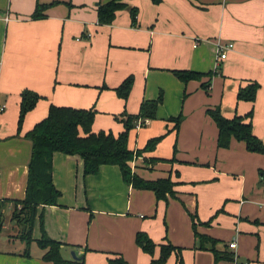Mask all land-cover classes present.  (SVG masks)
I'll return each instance as SVG.
<instances>
[{
  "label": "crops",
  "instance_id": "crops-1",
  "mask_svg": "<svg viewBox=\"0 0 264 264\" xmlns=\"http://www.w3.org/2000/svg\"><path fill=\"white\" fill-rule=\"evenodd\" d=\"M107 1L0 0V201L8 200L2 204L0 230L5 215L16 230L0 246V264H51L35 241L41 236V211L46 234L61 242V254L70 261L107 264L121 256L127 264H152L159 245L171 243L179 249L162 264H229L215 257L209 242L198 247L191 220L195 213L209 221L196 224V231L216 239L218 252L226 248L238 264H264V154L249 152L234 139L228 148H218L217 126L206 113L219 106L231 118L252 110V131L264 144V0H125L138 10L135 26L128 9L99 25L96 8ZM52 2L45 17L31 18L37 3ZM217 40L233 43L225 59L216 58ZM170 69L215 73L204 89L207 76L185 83ZM129 75L134 82L124 100L114 88ZM250 82L259 84L255 100H238V89ZM24 88L42 98L17 133ZM159 93L156 118L135 126L128 146L141 148L163 134L144 155L169 159L176 143L177 161L151 167L141 156L131 166L145 179L171 173L176 196L157 200L151 190L127 185L117 165L84 176L78 155L55 152L51 174L60 196L55 205L38 206L33 240L24 254L20 227L11 216L14 202L25 195L32 149L25 133L53 104L94 107L92 131L117 135L123 126L115 115L124 109L135 114L143 99ZM179 114L176 132L168 118ZM139 231L157 244L153 255L136 244Z\"/></svg>",
  "mask_w": 264,
  "mask_h": 264
},
{
  "label": "trees",
  "instance_id": "trees-1",
  "mask_svg": "<svg viewBox=\"0 0 264 264\" xmlns=\"http://www.w3.org/2000/svg\"><path fill=\"white\" fill-rule=\"evenodd\" d=\"M55 2L43 4L37 3L31 15L32 19L45 17L44 11ZM128 9L130 13L131 25L137 24V8L129 6L125 0H109L97 5V22L99 25L110 24L116 16L117 11ZM170 71L182 82L189 80H201L207 76L208 80L202 83L207 89L210 77L215 72L200 73L189 69H170ZM134 77L129 75L114 88L119 98L126 100L132 89ZM106 87V86H103ZM259 84L250 82L240 87L237 91V99L253 102L256 98ZM42 96L34 90L24 88L20 92V103L17 120V133H20L26 114L32 110ZM162 101V94L159 93L156 99L142 100L138 112L128 113L125 109L115 118L122 123V130L117 134L112 131L99 130L92 131V124L96 114L94 107L76 108L71 106H59L51 104L45 118L37 122L31 130L25 133V137L31 140V157L28 163L27 182L23 199L14 202L11 219L15 220L20 227L18 237L25 243L24 254L28 253L32 238V230L37 216L38 206L55 205L60 196L59 190L52 181V157L55 152L69 155H78L82 159L83 175L97 174L103 165H117L119 167L123 182L136 189L151 190L157 200L168 201L169 197L174 198L176 191L174 186L177 184L171 178V173L166 177L157 179H145L132 170L131 163L139 156L143 162L151 167L157 162H175L177 152L176 143L173 147V155L169 159L154 156L146 157L144 154L152 152L163 134L149 138L141 148L131 149L128 146L130 131L137 124L143 126L148 119H155L158 105ZM206 113L212 118L218 129L217 147L228 148L231 141H242L245 143L246 150L264 154V144L252 131V114L250 110L244 115L235 114L233 117H225L219 106L208 108ZM173 122L172 130L178 131L182 115L169 117ZM178 175V172L175 171ZM8 202L7 199L0 201V227L2 225V204ZM39 225L41 236L36 239L37 245L44 250L42 258L50 261L51 264H83L82 261H70L63 258L61 254V242L50 238L44 229L43 211L40 212ZM192 227L195 238L198 240V247L205 248L204 244L210 243L211 250L218 259H225L231 264L234 253L226 251V248L218 252L214 246L216 239L196 231V224L208 225L209 221L202 222L197 214H191ZM136 244L146 253L153 255L157 244L147 235L146 232L139 231L135 235ZM179 249L171 243L159 245V257L153 259L152 264H162L169 255ZM181 259L179 258V261ZM107 264H127L121 257H112L107 260Z\"/></svg>",
  "mask_w": 264,
  "mask_h": 264
},
{
  "label": "built area",
  "instance_id": "built-area-1",
  "mask_svg": "<svg viewBox=\"0 0 264 264\" xmlns=\"http://www.w3.org/2000/svg\"><path fill=\"white\" fill-rule=\"evenodd\" d=\"M232 47H233V43H231V42L222 43L219 40H217L216 45H215V53H216L217 60L225 59L227 56V51L229 49H231ZM2 108L3 107H1L0 109H2ZM136 126H139V124H137ZM139 157H141V156H139ZM228 246H229V248H232V249L235 248L236 241L233 240V241L229 242ZM231 264H238L237 257L235 254L233 256V260H232Z\"/></svg>",
  "mask_w": 264,
  "mask_h": 264
},
{
  "label": "rangeland",
  "instance_id": "rangeland-1",
  "mask_svg": "<svg viewBox=\"0 0 264 264\" xmlns=\"http://www.w3.org/2000/svg\"><path fill=\"white\" fill-rule=\"evenodd\" d=\"M3 225L4 227H2L0 230V246H5L8 239H11L13 237L11 235L16 232V230L13 227L14 222L10 220V216L8 215L4 216ZM33 247H36V245L33 244Z\"/></svg>",
  "mask_w": 264,
  "mask_h": 264
},
{
  "label": "water",
  "instance_id": "water-1",
  "mask_svg": "<svg viewBox=\"0 0 264 264\" xmlns=\"http://www.w3.org/2000/svg\"><path fill=\"white\" fill-rule=\"evenodd\" d=\"M71 254H72V256H73L74 258H76V257H75V254H74L73 252H71Z\"/></svg>",
  "mask_w": 264,
  "mask_h": 264
}]
</instances>
